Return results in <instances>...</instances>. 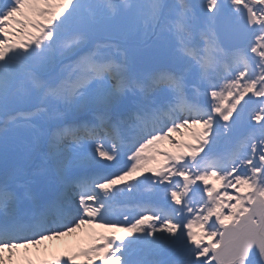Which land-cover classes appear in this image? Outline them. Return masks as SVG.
Segmentation results:
<instances>
[{"label": "snow or ice", "instance_id": "obj_1", "mask_svg": "<svg viewBox=\"0 0 264 264\" xmlns=\"http://www.w3.org/2000/svg\"><path fill=\"white\" fill-rule=\"evenodd\" d=\"M0 160V264H264V0H0Z\"/></svg>", "mask_w": 264, "mask_h": 264}, {"label": "bare ground", "instance_id": "obj_2", "mask_svg": "<svg viewBox=\"0 0 264 264\" xmlns=\"http://www.w3.org/2000/svg\"><path fill=\"white\" fill-rule=\"evenodd\" d=\"M0 179L3 178L4 175V162L0 160ZM66 242H80L82 244H86L87 241L84 240V232H77L70 237L63 238ZM45 250H47L45 252ZM66 251L63 247V242L61 241H45L42 245L39 246V254L37 248L20 249L18 252V259L27 260L29 258L40 260L42 258H52L54 255H61Z\"/></svg>", "mask_w": 264, "mask_h": 264}, {"label": "rangeland", "instance_id": "obj_3", "mask_svg": "<svg viewBox=\"0 0 264 264\" xmlns=\"http://www.w3.org/2000/svg\"><path fill=\"white\" fill-rule=\"evenodd\" d=\"M226 147H227V145H226V144H221V145H220V148H221V150H222V149H224V148H226ZM125 160H127V158H126V157H125Z\"/></svg>", "mask_w": 264, "mask_h": 264}]
</instances>
